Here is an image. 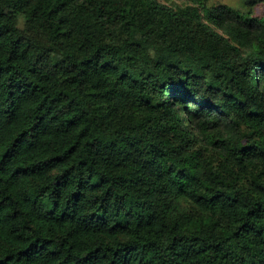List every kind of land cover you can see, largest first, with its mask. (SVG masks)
<instances>
[{
    "label": "trees",
    "instance_id": "16d2710c",
    "mask_svg": "<svg viewBox=\"0 0 264 264\" xmlns=\"http://www.w3.org/2000/svg\"><path fill=\"white\" fill-rule=\"evenodd\" d=\"M0 264H264V0H0Z\"/></svg>",
    "mask_w": 264,
    "mask_h": 264
},
{
    "label": "rangeland",
    "instance_id": "374dc122",
    "mask_svg": "<svg viewBox=\"0 0 264 264\" xmlns=\"http://www.w3.org/2000/svg\"><path fill=\"white\" fill-rule=\"evenodd\" d=\"M237 2V0H212V3H215L216 5L217 4H232V3H236ZM24 23V22H23ZM22 22H21V25L22 26H20L24 31H26L27 33H31V32H33L32 30H31V28H29L28 26H26L25 24H23Z\"/></svg>",
    "mask_w": 264,
    "mask_h": 264
},
{
    "label": "clouds",
    "instance_id": "9594fccd",
    "mask_svg": "<svg viewBox=\"0 0 264 264\" xmlns=\"http://www.w3.org/2000/svg\"><path fill=\"white\" fill-rule=\"evenodd\" d=\"M201 2H203V0H201ZM26 20L25 15L21 12V13H17V23H16V27H20L22 26L20 22H23Z\"/></svg>",
    "mask_w": 264,
    "mask_h": 264
}]
</instances>
